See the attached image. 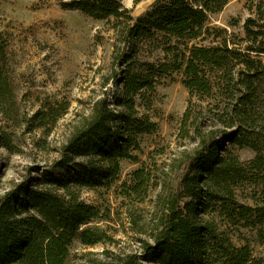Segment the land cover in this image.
<instances>
[{
	"label": "trees",
	"instance_id": "trees-1",
	"mask_svg": "<svg viewBox=\"0 0 264 264\" xmlns=\"http://www.w3.org/2000/svg\"><path fill=\"white\" fill-rule=\"evenodd\" d=\"M226 1L154 0L137 16L122 0L60 2L110 23L116 35L110 79L118 90L110 99L104 92L92 101L48 169L35 170V176L0 194V264H65L75 239L90 246L108 237L89 226L101 215L81 199V189L110 187L119 179L121 160L137 159L142 135L158 129L149 115L156 87L179 71L189 93L181 124L191 127L197 146L176 185L156 198L151 241L142 240L141 251L120 264H264L248 243L236 245L228 233L229 226L256 228L264 239V145L245 130L243 125L253 120L241 114L248 104L256 112L252 97L264 77V62L256 57L264 51L256 46L264 39V0H256V17L244 21L249 41L244 47L221 36V28L207 30L215 32L210 45L186 43L200 35L209 15ZM1 36L0 96L7 85V42ZM219 93L228 99L236 95L230 116L211 113L220 109ZM54 111L49 106L38 112L33 128L48 123L49 115L55 124L66 108ZM207 112L212 116L202 120ZM228 143L249 146L254 156L242 161ZM134 173L143 184L144 174ZM244 187H249L245 197L250 202L237 198Z\"/></svg>",
	"mask_w": 264,
	"mask_h": 264
},
{
	"label": "rangeland",
	"instance_id": "rangeland-1",
	"mask_svg": "<svg viewBox=\"0 0 264 264\" xmlns=\"http://www.w3.org/2000/svg\"><path fill=\"white\" fill-rule=\"evenodd\" d=\"M61 1L66 0H0V34L7 42L3 66L7 85L0 96L1 195L24 178L35 176V170L48 169L58 158L72 126L89 114L92 101L104 92L110 99L118 90L110 79L116 41L110 23L77 9H65ZM153 1L122 0V4L132 16H137ZM255 4L256 0H227L209 15L200 35L186 43L210 45L215 32L207 30L221 28V36H230L244 47L249 41L245 39L243 24L247 17H256ZM256 46L264 50V39ZM256 57L264 62V51ZM182 79V71L173 72L157 85L149 115L158 129L142 135L136 160H121L119 179L110 187L81 189V199L97 206L101 215L89 226L99 227L108 237L90 246L75 239L65 264H120L127 255L141 251L142 240L151 241L156 198L176 185L187 155L198 142L191 127L181 124L189 99ZM235 96L228 99L217 94L220 109L211 113L230 116ZM252 98L258 113L249 104L242 109L241 114L253 120L243 126L263 146L264 77L257 81ZM49 106L55 111H66L55 124L49 123V115L44 119L48 123L33 128L35 115ZM211 113L202 114V120L210 119ZM227 148L242 161H248L255 153L249 146L238 148L228 143ZM136 170L145 176L141 185ZM248 190L249 187L237 190V198L250 202L245 197ZM215 220L219 221L217 217ZM228 228L236 245L248 243L253 256L264 260V239L258 229Z\"/></svg>",
	"mask_w": 264,
	"mask_h": 264
}]
</instances>
